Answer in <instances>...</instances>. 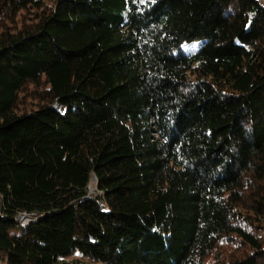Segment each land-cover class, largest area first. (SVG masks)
<instances>
[{
    "label": "trees",
    "instance_id": "trees-1",
    "mask_svg": "<svg viewBox=\"0 0 264 264\" xmlns=\"http://www.w3.org/2000/svg\"><path fill=\"white\" fill-rule=\"evenodd\" d=\"M0 257L264 264V0H0Z\"/></svg>",
    "mask_w": 264,
    "mask_h": 264
},
{
    "label": "rangeland",
    "instance_id": "rangeland-1",
    "mask_svg": "<svg viewBox=\"0 0 264 264\" xmlns=\"http://www.w3.org/2000/svg\"><path fill=\"white\" fill-rule=\"evenodd\" d=\"M196 48V45H192L191 47H188V51H192ZM199 75V72L197 70V68H194L192 69L190 72H189V76L191 78H195L196 76ZM33 101L29 98L28 95L24 96L22 101H21V104L24 105V107H27V108H30L33 106ZM95 180L92 179V182L90 183V187H89V190H90V193H93L94 190H95ZM73 263L75 264H98V263H94L92 261H89V260H86V259H82V258H79V257H75L74 259L71 260ZM0 264H5V261L0 257Z\"/></svg>",
    "mask_w": 264,
    "mask_h": 264
},
{
    "label": "built area",
    "instance_id": "built-area-1",
    "mask_svg": "<svg viewBox=\"0 0 264 264\" xmlns=\"http://www.w3.org/2000/svg\"><path fill=\"white\" fill-rule=\"evenodd\" d=\"M23 218V217H22Z\"/></svg>",
    "mask_w": 264,
    "mask_h": 264
}]
</instances>
